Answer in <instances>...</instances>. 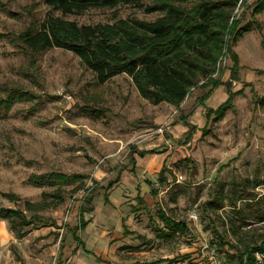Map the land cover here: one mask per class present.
Masks as SVG:
<instances>
[{"label": "rangeland", "instance_id": "obj_1", "mask_svg": "<svg viewBox=\"0 0 264 264\" xmlns=\"http://www.w3.org/2000/svg\"><path fill=\"white\" fill-rule=\"evenodd\" d=\"M159 3L51 16L78 25L130 18L149 22L163 13L144 9ZM48 14L43 0H0V210L22 211L26 219L37 217L18 226L24 234L20 239L0 218V248L11 251L2 264H66L62 251L78 248L73 237L81 232L76 228L85 201L90 195L98 198L94 215L100 221L102 197L121 180L118 199L133 203L137 213L129 229L136 235L133 244L138 250L127 256L128 261L225 264V253L235 254L230 246L239 251L246 245L259 246L264 224L242 226L235 211L243 204L236 202L237 208H231L236 194L229 190L237 192L247 182V193L264 199V0H238L233 10L231 26L249 28L231 46L237 60L234 78L226 48L211 77L218 86L191 89L178 108L150 104L124 74L98 84L70 52L25 50L18 38L38 28ZM223 105L219 117L217 110ZM146 148L153 155L141 169L146 172L137 177L136 154ZM162 168L167 184L158 188ZM50 174L64 175L67 183L34 185L35 178ZM76 176L82 179L74 180ZM145 179L158 190L157 198L148 188L141 197ZM57 189L60 199L52 196ZM221 192L224 200L219 206L215 198ZM140 197L147 201L146 208L139 204ZM158 210L184 224L188 232L164 237L167 232ZM189 213L195 215L194 221L188 219ZM215 231L228 246L219 247ZM252 256L256 264L255 253Z\"/></svg>", "mask_w": 264, "mask_h": 264}, {"label": "trees", "instance_id": "obj_2", "mask_svg": "<svg viewBox=\"0 0 264 264\" xmlns=\"http://www.w3.org/2000/svg\"><path fill=\"white\" fill-rule=\"evenodd\" d=\"M150 1L160 3L144 9L145 12H162L163 15L149 22L130 18L112 24L78 25L76 22L51 16V12H57L62 17L79 16L91 9H113L117 6L141 9L143 3ZM194 1L43 0L49 14L38 28L24 32L18 40L30 52L57 48L72 53L95 77L98 84L124 74L131 80L139 96L150 104L157 106L165 103L178 108L191 89L206 85L213 88L218 86L211 77L226 48L233 64L231 74L234 78L237 60L231 53V46L249 32L247 27L236 29L237 23L231 26L232 13L238 0H196L197 3L191 8L182 7ZM227 94L230 97L228 89ZM223 107L224 105L217 110L219 117L222 116ZM191 131L193 130L190 129ZM164 174L165 169L162 168L156 179L158 188L167 184ZM77 178L82 179L73 177L74 180ZM34 180L35 186H63L67 183V177L61 174H50L46 178L38 177ZM146 185L150 196L157 198L158 190L149 182ZM247 185L244 182V188L237 192L229 190L230 194H236V199L230 200L229 206L236 209V202L243 204L244 207L235 211L242 226H248L251 222L264 224V199H257L254 194L247 193ZM56 192L52 196L60 199V190L57 189ZM3 196L13 198L10 195ZM92 200L90 195L85 201L86 209L80 213V225L76 232L85 228L82 215L92 211ZM223 200L221 192L215 198V203L221 206ZM104 202H107L106 196ZM139 204L142 205V202L139 201ZM158 217L167 232L164 237L176 232H188L184 224L168 218L161 210H158ZM0 218L8 221L9 229L17 239L24 236L17 229L18 226H27L32 220H37L36 216L26 219L24 212L19 210H0ZM159 233L163 234V231ZM214 235L220 248L228 246L216 231ZM74 238L80 243L76 236ZM259 240V246L246 245L242 251L230 246L235 254L225 253V264L233 261L235 264H243V261L245 264H254L252 255L264 249V237Z\"/></svg>", "mask_w": 264, "mask_h": 264}, {"label": "crops", "instance_id": "obj_3", "mask_svg": "<svg viewBox=\"0 0 264 264\" xmlns=\"http://www.w3.org/2000/svg\"><path fill=\"white\" fill-rule=\"evenodd\" d=\"M150 150L146 148L144 151L136 154L138 160L136 159L135 176H142L146 172L141 171V169L147 161L146 159L150 157L149 155H153ZM146 169L148 170L149 167ZM146 182L149 181L145 179L144 183L140 185L141 197L147 192L148 187ZM123 185L121 180L108 196L104 195L107 198L106 203L104 202V196L102 197L101 202L105 209L101 211L102 216L100 217V221L96 220L94 215L95 201L98 198L91 201L92 211L88 213L89 218L84 220L85 228L79 235H75L81 244L73 237L78 248L74 245L62 251L66 258V264H137V261L131 262L127 259V256L136 253L138 250L137 245L133 244V239L136 235L129 229L131 223L135 221L137 213L133 203L126 204L122 199H118V191ZM114 192H117V197H111ZM141 202L143 208L148 206L145 199H142ZM10 255V250L0 248V264H2V257L9 258ZM34 257L35 260L38 259V254H35ZM28 262L25 264H28Z\"/></svg>", "mask_w": 264, "mask_h": 264}, {"label": "built area", "instance_id": "obj_4", "mask_svg": "<svg viewBox=\"0 0 264 264\" xmlns=\"http://www.w3.org/2000/svg\"><path fill=\"white\" fill-rule=\"evenodd\" d=\"M188 219L194 221L195 220V215L193 213H189L188 215ZM263 254L264 253H255V260H256V264H262V258H263Z\"/></svg>", "mask_w": 264, "mask_h": 264}]
</instances>
